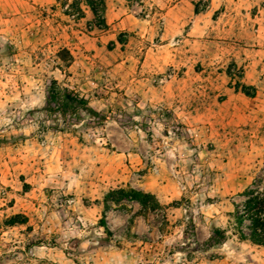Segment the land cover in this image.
Wrapping results in <instances>:
<instances>
[{
    "label": "rangeland",
    "instance_id": "obj_1",
    "mask_svg": "<svg viewBox=\"0 0 264 264\" xmlns=\"http://www.w3.org/2000/svg\"><path fill=\"white\" fill-rule=\"evenodd\" d=\"M93 4L0 0V264H264L235 218L264 189V0Z\"/></svg>",
    "mask_w": 264,
    "mask_h": 264
},
{
    "label": "trees",
    "instance_id": "obj_2",
    "mask_svg": "<svg viewBox=\"0 0 264 264\" xmlns=\"http://www.w3.org/2000/svg\"><path fill=\"white\" fill-rule=\"evenodd\" d=\"M95 0H88L90 7L92 8L95 16L99 17L98 10L96 6H94ZM127 1H135L140 2L142 0H127ZM103 2V7H104ZM102 17L104 18L103 14ZM59 58L61 61L66 62L69 58V54L67 52H61L59 54ZM243 93L247 97H253V95L248 94L246 90L243 89ZM50 102L58 106L57 111L65 114L66 112L73 111L75 112L77 109L81 108L88 114L93 123L96 124H104L109 119H112L114 122L119 124L123 128L134 129L140 128L144 132H148V129L155 121L151 116L145 117L143 120H137L136 117L141 111L136 114H128L125 112H118L112 118H109L106 115L98 113L90 108L84 100H81L74 93L65 91L64 93L54 92L50 95ZM161 124L166 128H173L175 130H179L182 127V124L177 120L176 117L167 114V118L165 120H160ZM3 140L0 141V145H3ZM122 196L120 199H129L130 201H135L141 204L142 206L148 207V203L146 200H150L151 197L148 195L137 193L133 190L130 192L121 191ZM236 218V228H241L244 224L248 223V232L249 236L244 234H240V237L243 241L249 242L257 247H264V189L260 190L256 188V190L248 189L246 193V202L242 208V211L238 213ZM193 230V229H192ZM190 232L187 231V236L192 233L194 236V230ZM210 238L204 244H199L200 247H204L205 251L211 250L218 246H222L225 244L227 240L226 232L220 230L217 226L212 225L209 227Z\"/></svg>",
    "mask_w": 264,
    "mask_h": 264
}]
</instances>
